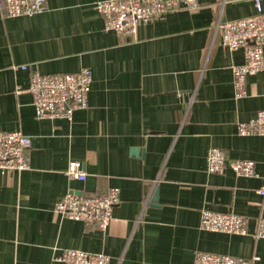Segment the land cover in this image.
<instances>
[{"label": "crops", "instance_id": "crops-1", "mask_svg": "<svg viewBox=\"0 0 264 264\" xmlns=\"http://www.w3.org/2000/svg\"><path fill=\"white\" fill-rule=\"evenodd\" d=\"M98 1L45 0L42 14L15 18L0 5V132L30 140L29 169L0 174V264H62L65 249L105 254L110 264H193L197 252L264 264V239L255 236L264 219V137L237 129L264 111V72L247 76L236 98L232 68L243 51L224 48L214 33L218 15H254L252 0H200L134 36L106 32ZM81 69L92 75L86 108L71 121L37 119L30 73ZM210 148L253 161L256 175L209 174ZM71 161L82 164L84 181L66 175ZM112 189L119 203L105 232L54 213L70 192ZM203 210L243 217L246 234L200 229Z\"/></svg>", "mask_w": 264, "mask_h": 264}, {"label": "built area", "instance_id": "built-area-1", "mask_svg": "<svg viewBox=\"0 0 264 264\" xmlns=\"http://www.w3.org/2000/svg\"><path fill=\"white\" fill-rule=\"evenodd\" d=\"M256 13L234 21H222L218 15L214 33L219 32L220 42L230 51L241 49L244 62L233 66V87L235 97L244 95L246 77L264 72V0H252ZM7 17H32L45 11V0H0ZM185 6L196 10L200 0H102L95 3L96 11L103 18L106 32L134 36L138 27L162 15ZM15 69V68H14ZM27 71V66H21ZM92 83L90 70L81 69L74 73L42 75L32 71L29 75L28 92L32 98L37 119L59 118L71 121L74 110L87 106L88 92ZM20 92L19 89L16 90ZM240 136L264 137V111H259L248 122L238 124ZM30 140L20 131L0 132V174L23 172L29 169L26 155ZM230 169L236 176L254 177L255 164L250 160L226 159L218 148H210L206 156V171L222 174ZM66 175L79 181L86 179L80 162L71 161ZM264 195V190L259 191ZM119 203V192L110 190L106 196L81 195L70 192L57 200L54 213L71 221L81 222L105 232L112 220V210ZM199 227L210 232L237 235L246 234V221L232 213H217L203 210ZM256 238L264 239V219L259 220ZM257 257L244 259L228 255L197 252L193 264H254ZM62 264H110L105 254H93L80 250L65 249L56 257Z\"/></svg>", "mask_w": 264, "mask_h": 264}]
</instances>
